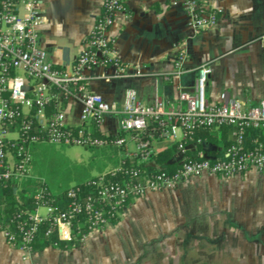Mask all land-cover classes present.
Segmentation results:
<instances>
[{
  "label": "built area",
  "instance_id": "1",
  "mask_svg": "<svg viewBox=\"0 0 264 264\" xmlns=\"http://www.w3.org/2000/svg\"><path fill=\"white\" fill-rule=\"evenodd\" d=\"M38 3V0H0V184L20 186L31 178V144L84 149L114 145L121 149L122 158L138 163L150 160L158 140L178 145L173 169L146 173L110 167L85 183L87 193L83 188L70 187L60 204L53 203L45 196V189L41 190L32 212L19 210L5 225L0 224V233L11 247L23 253V260L33 252L32 245L43 228L46 237L56 234L59 240L70 241L73 227L83 224L88 233L103 229L120 216L129 200L173 188L182 180L204 175L229 178L242 176L249 170L264 174V97L249 109L226 93L220 94L218 103H209L205 92L211 66L204 63L195 69L192 94L177 87L176 108H165L156 96L151 105H145L128 88L118 111L114 103L90 90L91 78L85 73L97 66L111 67L114 70L111 74L95 77L105 82L151 75L141 68L127 70L115 58L109 31L123 1L103 0L101 12L83 40L84 52L65 69L48 62L46 53L38 46L39 28L45 21ZM167 3L171 8H179L196 32L216 24L217 12L200 0H167ZM185 58V52L178 51L173 61L174 73L155 77L169 81L172 76L187 72L183 67ZM70 100L80 104L78 125L65 121L64 108ZM51 104L56 106L55 112L47 116L46 109ZM116 114L118 134L93 136L92 125L101 132L105 118ZM149 122L156 126L148 130ZM224 125L236 126L237 131L233 133L234 142L221 156L198 153L195 158L185 154L182 142L194 128ZM247 129L260 131L262 142L248 148L244 142ZM41 206L45 209L43 215L38 211Z\"/></svg>",
  "mask_w": 264,
  "mask_h": 264
},
{
  "label": "crops",
  "instance_id": "2",
  "mask_svg": "<svg viewBox=\"0 0 264 264\" xmlns=\"http://www.w3.org/2000/svg\"><path fill=\"white\" fill-rule=\"evenodd\" d=\"M122 1L123 8L109 31L115 58L127 70L141 68L151 75L105 82L95 77L111 74V67L97 66L85 73L91 78L90 90L114 103L118 111L128 88L145 105H151L156 96L165 108H176L177 87L192 94L195 69L204 63L211 66L205 92L209 103H218L220 94L226 93L249 109L264 97V0H200L218 15L213 27L199 32L167 0ZM38 2L45 19L39 28V48L55 67L72 66L84 52L83 40L101 12L103 0ZM181 50L186 54L183 67L188 71L169 81L157 79L155 75L174 73L173 61ZM64 112L69 125H78V101L70 100ZM118 121V114L107 116L101 132L118 134ZM169 145L167 140H158L154 148ZM128 147L132 150L131 145ZM110 167L107 164L97 175ZM197 179L182 181L189 185L252 181L255 186H228L218 204L206 209L195 207L189 214L170 216V220H138L145 231L130 237L113 233L130 206L154 199L162 191L151 192L129 200L116 225L88 233L71 248L35 250L25 260L0 233V264H264V188L256 186L264 184V174L249 170L242 176L204 175Z\"/></svg>",
  "mask_w": 264,
  "mask_h": 264
},
{
  "label": "rangeland",
  "instance_id": "3",
  "mask_svg": "<svg viewBox=\"0 0 264 264\" xmlns=\"http://www.w3.org/2000/svg\"><path fill=\"white\" fill-rule=\"evenodd\" d=\"M30 155L31 179L43 182L52 194L96 176L104 165L103 159L93 151L78 146L63 147L38 143L30 149ZM195 180L198 179L191 178L185 181L192 183ZM228 186L253 187L255 184L247 181L239 185L224 182L189 185L180 181L175 187L164 189L156 198L145 199L130 206L128 213L121 217L122 223L113 233L130 237L132 234L145 231L138 220H170V216L189 214L195 207L211 208L220 202L221 192ZM256 186L264 188V184L260 182ZM38 211L43 215L45 209L41 206Z\"/></svg>",
  "mask_w": 264,
  "mask_h": 264
},
{
  "label": "trees",
  "instance_id": "4",
  "mask_svg": "<svg viewBox=\"0 0 264 264\" xmlns=\"http://www.w3.org/2000/svg\"><path fill=\"white\" fill-rule=\"evenodd\" d=\"M54 104H51L46 109V114L49 116L55 112ZM155 123H148V130L155 127ZM91 132L93 136L97 138H105V134L99 132L92 125ZM237 131L236 126L224 125L218 128L199 126L192 130L182 142L185 146V154L189 157L197 158V154L202 152L205 156L219 157L225 149H227L234 142L233 133ZM116 136H113V139ZM244 142L248 148H252L256 143L262 142V136L260 131L247 129L244 135ZM36 144L29 145L32 149ZM177 142H170L167 148L156 150L155 154L146 163H138L135 160H128L118 156L121 153V149L116 146H102L87 148L101 157L104 161V168L107 164L111 167L121 166L128 169H138L146 173H155L160 170L173 169L176 165L174 156L177 151ZM206 145L211 148H205ZM101 168L99 169V171ZM92 179V178H90ZM90 179L84 180L73 187L83 188L84 192L89 190L84 187L85 183ZM45 189V196L53 200V203L60 204L65 200V193L69 188L63 189L56 194H52L43 182H38L29 178L27 181L22 183L20 186L6 183L0 184V224H6L8 219L19 210L26 209L30 212L36 207V203L39 201V194L41 190ZM119 216H116L110 220V225H116L119 222ZM42 225V224H40ZM39 225V226H40ZM44 227V225H42ZM40 226V227H42ZM38 233L36 241L32 245L33 251L42 250L48 247L55 248H71L77 246L79 241L88 234L83 224H80L78 228L73 227V237L70 241H61L58 239L56 234H52L50 237L44 236V228Z\"/></svg>",
  "mask_w": 264,
  "mask_h": 264
},
{
  "label": "water",
  "instance_id": "5",
  "mask_svg": "<svg viewBox=\"0 0 264 264\" xmlns=\"http://www.w3.org/2000/svg\"><path fill=\"white\" fill-rule=\"evenodd\" d=\"M63 67H65L66 66V64H64V65H62Z\"/></svg>",
  "mask_w": 264,
  "mask_h": 264
}]
</instances>
